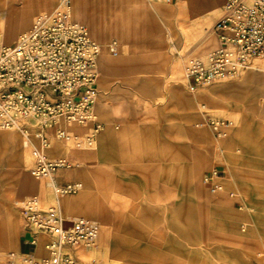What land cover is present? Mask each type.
Returning a JSON list of instances; mask_svg holds the SVG:
<instances>
[{
    "label": "rangeland",
    "instance_id": "374dc122",
    "mask_svg": "<svg viewBox=\"0 0 264 264\" xmlns=\"http://www.w3.org/2000/svg\"><path fill=\"white\" fill-rule=\"evenodd\" d=\"M60 1L0 0V40L13 43L37 15ZM223 2L69 0L73 20L84 24L101 45L100 57L103 50L109 51V42L116 41L118 51L108 55L109 65L139 67L148 74L168 70L181 80L185 79L186 64L213 46L212 26L221 15ZM95 69L97 82V63ZM247 74L252 76L246 79ZM233 80L237 86L230 92L214 93L210 85L196 89L202 92L197 101L204 104L202 110L227 122L226 135L217 137L209 118L196 125L204 131L200 139L191 138L188 131L186 168H172L168 193L137 187L146 183L130 174H119L124 187L115 186L118 183L113 175H102V187L77 175L81 189L62 196L58 203L66 218H88L98 226L95 243L76 250L82 264H264V59H253L240 75L214 85ZM96 118L98 121L97 114ZM66 129L81 140L90 131L88 125ZM245 133L252 135L248 149L243 145L247 141L242 140ZM0 134H5L0 135V264H27L16 246L24 228L18 208L32 195L43 205L56 200L49 178L30 173L40 140L13 129H0ZM50 143L44 150L47 156L69 159L74 163L70 168H78V172L84 171L83 152L95 144ZM214 172L221 188L211 191L203 177ZM186 218L195 219L186 221L188 232H192L188 237L177 230L184 227ZM129 220L149 236L114 235L121 233ZM79 250L91 259L80 256Z\"/></svg>",
    "mask_w": 264,
    "mask_h": 264
},
{
    "label": "built area",
    "instance_id": "2783aa9c",
    "mask_svg": "<svg viewBox=\"0 0 264 264\" xmlns=\"http://www.w3.org/2000/svg\"><path fill=\"white\" fill-rule=\"evenodd\" d=\"M212 31L217 47L193 57L185 66L189 90L233 79L253 59H264V0H224ZM108 50L117 54L116 41L109 42ZM100 52L101 45L88 28L73 20L69 0L37 15L13 43L0 40V129L17 130L25 137L33 134L40 140L30 173L49 178L56 200L43 205L32 195L18 208L30 242L36 244L42 238L45 251L41 256L26 254L27 264H82L76 250L91 247L98 238L94 221L68 219L58 203L62 196L75 194L82 187L79 181H53V172L74 163L65 157L49 158L44 150L52 140L73 142L77 147L91 145L102 130L94 111ZM207 122L217 137L226 135L225 120L209 118ZM86 125L90 131L82 140L66 129ZM215 176L216 172L204 179L212 191L221 188L213 181Z\"/></svg>",
    "mask_w": 264,
    "mask_h": 264
},
{
    "label": "crops",
    "instance_id": "0c3cea01",
    "mask_svg": "<svg viewBox=\"0 0 264 264\" xmlns=\"http://www.w3.org/2000/svg\"><path fill=\"white\" fill-rule=\"evenodd\" d=\"M212 36L213 46L207 51L218 45L217 37ZM108 55L111 53L103 50L97 62L100 75L96 82L98 95L95 112L103 128L95 137L94 148L83 152L81 156L84 171L78 172V168L57 169L53 172V181L56 184L78 181L79 174L89 181H97L99 187H102V175L105 174L113 175L114 181L118 183L116 187H124L123 176L119 174H130L146 183L137 187L167 190L168 193L172 185V168H186L188 131L191 138L200 139L204 131L196 128V125L215 117L202 110L203 103L197 104L198 99L203 97L200 94L202 92L190 91L185 79L172 76L168 70L148 74L139 67H113L108 64ZM250 76L247 74L245 78L249 79ZM230 82L220 85L213 83L209 90L214 93L220 90L230 92L237 86L234 80ZM242 140L247 141L243 145L248 149V142L252 141L251 133H245ZM73 158L78 161L75 155ZM196 172L194 170L193 178ZM44 186L47 187L48 182ZM37 192L40 193L41 189L38 188ZM187 220L195 221L186 218L184 227L177 229L185 237L192 236L186 227ZM142 230L129 220L121 233L114 235L148 237ZM16 246L23 255L45 254L43 239L39 238L36 244H32L24 228L18 233Z\"/></svg>",
    "mask_w": 264,
    "mask_h": 264
},
{
    "label": "bare ground",
    "instance_id": "6f19581e",
    "mask_svg": "<svg viewBox=\"0 0 264 264\" xmlns=\"http://www.w3.org/2000/svg\"><path fill=\"white\" fill-rule=\"evenodd\" d=\"M26 23V22H25ZM9 25V24H8ZM13 26H15V25H13ZM10 27V26H9ZM17 27V26H16ZM6 28V27H5ZM4 28V29H5ZM8 33V32H7ZM9 40V39H8ZM1 136L3 135H5V134H0ZM2 136V137H3ZM19 142H20V140H18ZM4 143H6L5 141H4ZM16 143H17V141H16ZM18 150V149H17ZM207 176H210V175H206V176H204V178H203V180L207 177ZM215 178H216V176L213 178V181L214 182H216V180H215ZM205 181V180H204ZM207 183V182H206ZM217 183V182H216ZM209 187H210V185H209ZM210 190H211V188H210ZM212 191V190H211ZM33 247V246H32ZM20 251V250H19ZM28 251V250H27ZM25 252V251H24ZM79 255L80 256H82V257H88V258H90V255H88V253L87 252H85V251H82V250H79ZM91 259V258H90ZM264 259V257H262V259H261V261Z\"/></svg>",
    "mask_w": 264,
    "mask_h": 264
}]
</instances>
